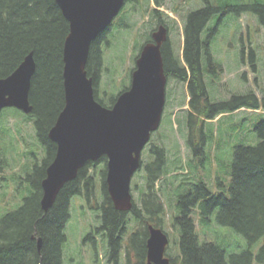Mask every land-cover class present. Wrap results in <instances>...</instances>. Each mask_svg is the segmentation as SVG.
<instances>
[{
	"label": "trees",
	"instance_id": "obj_1",
	"mask_svg": "<svg viewBox=\"0 0 264 264\" xmlns=\"http://www.w3.org/2000/svg\"><path fill=\"white\" fill-rule=\"evenodd\" d=\"M153 1L156 6L162 3L161 0ZM242 8L255 13L264 26V2ZM220 10L228 12L237 9L226 6L222 10L205 0L203 7L188 12L183 28V61L173 54L169 38L161 46L167 78L174 77L187 86V144L194 157L204 155L206 120L241 107L264 110V93L258 97L253 90L232 94L226 100L212 102L209 99L201 66L203 42L200 34L211 16ZM153 12L159 17L158 23L165 24L159 9L155 7ZM110 27L111 24L91 42L86 64L87 73L93 78L95 99L105 106L107 100L112 105L116 99L111 93L106 100L96 89L103 64L102 45ZM68 30V21L55 0H0V78L10 74L27 53L33 52L36 66L31 78L29 101L32 110L28 116L33 121L37 140L46 151L42 162H36L25 177L34 191L0 221V264H62V246L66 240L64 230L70 218V200L74 195L84 196L91 208L99 210L100 223L96 233L102 232L107 239L108 261L117 264L118 257L123 253L130 260V253L134 252L136 264H142L146 255L147 223L161 228L165 212L161 194L165 193L168 197L169 192L165 188L176 179L166 177L163 172L167 162L164 146L157 143L150 146L151 160L144 163L145 184L140 193V205L133 201L130 210L138 226L128 238L125 235L129 213L114 208L107 192L106 168L100 170L99 192L102 200L96 201L95 182L89 171L96 161H87L79 169L77 177L63 185L47 211H43L40 205L41 180L56 151V143L49 138L48 130L64 104L62 52ZM146 39L148 41L150 36ZM208 45V42L204 44L209 71L216 74L217 67ZM249 54L250 67L256 71L254 50L250 48ZM105 93L107 91L104 90ZM256 130L259 136L256 144H239L234 148L227 191L223 189L212 193L205 182L199 181L179 195L171 221L179 234L180 264H264V121L257 124ZM3 137L0 127V146ZM6 164L0 147V170ZM162 180L164 184L161 186L159 183ZM218 185L224 187L222 182ZM195 207H198L201 223L208 224L211 215L216 213V222L243 236L248 248L227 256L225 249L215 242H199L192 216ZM38 237L42 240L40 250L37 249ZM258 242L260 246L255 252L252 247ZM166 256L174 264V259Z\"/></svg>",
	"mask_w": 264,
	"mask_h": 264
},
{
	"label": "rangeland",
	"instance_id": "obj_2",
	"mask_svg": "<svg viewBox=\"0 0 264 264\" xmlns=\"http://www.w3.org/2000/svg\"><path fill=\"white\" fill-rule=\"evenodd\" d=\"M222 10L232 6L237 10L214 13L200 38L203 42L201 66L209 99L212 102L226 100L232 94L253 90L258 97L264 93V26L258 16L243 6L264 0H209ZM156 6L153 0H125L118 14L113 18L110 31L102 45V69L98 80L99 93L106 100L112 93L115 97L129 86L135 60L146 37L154 31L159 17L153 12L156 7L160 17L167 25L173 54L181 61L183 47V28L189 11L203 7L205 0H161ZM208 49L216 74L209 71ZM101 47V42H99ZM255 52L256 71L249 63V49ZM104 90L107 93L104 94ZM166 100L159 127L154 130L148 143L141 152L143 164L151 160L149 150L152 143L166 148L167 162L163 172L168 178H176L165 188L169 192L161 194L165 204L162 230L167 233L169 242L165 254L180 264L179 234L172 225V212L177 207L180 194L193 188V184L203 181L212 193L228 189L231 181L230 169L236 145H254L259 136L256 126L264 121V110L239 108L225 113L218 119L205 121L206 143L204 155L194 157L187 144V100L189 94L186 83L174 77L167 78ZM110 106L111 103H106ZM1 133L4 135L1 148L6 165L0 170V221L8 212L18 208L24 197L34 189L26 174L32 171L34 164L41 163L45 157V148L36 138L32 119L20 109L6 107L0 112ZM106 168V159L97 160L90 173L95 182L96 201L102 200L100 170ZM219 182L224 187H219ZM145 184V171L142 166L131 179L133 200L140 205V193ZM159 184H164L162 180ZM161 193V191H160ZM99 210L91 208L85 197L74 195L70 200V218L65 226L66 240L62 246V264H110L107 239L102 232L86 236L99 225ZM215 214L211 221L201 223L198 207L192 211L196 223L199 242L213 241L225 249L227 256L232 252H241L248 248L243 236L232 228L218 224ZM202 226H201V225ZM138 223L130 218L127 233L135 230ZM41 238V237H40ZM260 243L253 245L256 252ZM41 247V246H40ZM38 249V247H37ZM40 250V248L38 249ZM123 263V260L122 262ZM134 264V263H132Z\"/></svg>",
	"mask_w": 264,
	"mask_h": 264
},
{
	"label": "water",
	"instance_id": "obj_3",
	"mask_svg": "<svg viewBox=\"0 0 264 264\" xmlns=\"http://www.w3.org/2000/svg\"><path fill=\"white\" fill-rule=\"evenodd\" d=\"M55 2L69 26L62 52L64 104L48 130L56 151L41 180V208L47 211L52 206L59 190L77 177L87 161L105 156L107 192L115 209L128 211L133 205L131 178L141 167V151L159 127L165 105L167 76L161 46L168 38L167 27L159 24L152 31L136 57L129 86L111 106H105L95 99L86 64L91 42L111 24L125 0ZM35 66L31 51L0 78V112L4 107L31 112L29 91ZM41 243L38 237V249ZM167 243V234L148 224L144 264H172L164 255Z\"/></svg>",
	"mask_w": 264,
	"mask_h": 264
},
{
	"label": "flooded vegetation",
	"instance_id": "obj_4",
	"mask_svg": "<svg viewBox=\"0 0 264 264\" xmlns=\"http://www.w3.org/2000/svg\"><path fill=\"white\" fill-rule=\"evenodd\" d=\"M168 31H169V29H168ZM100 160V159H99ZM144 167V166H143ZM42 189V188H41ZM89 205V204H88ZM132 208V207H131ZM97 210V209H96ZM131 210V209H130ZM130 210H128L127 212L129 213V215H128V217H127V219L129 220L130 218H132L133 219V216L131 215V213H130ZM100 220V219H99ZM135 221V220H134ZM148 224V223H147ZM134 231V230H133ZM132 231V232H133ZM96 234V228L94 229V231H91L89 234H91L90 236H86V238H89V237H93V234ZM127 233V232H126ZM130 234V233H129ZM129 236V235H128ZM128 236H126L125 235V238H128ZM147 237H148V234H147V236H146V239H147ZM147 249V248H146ZM130 253V252H129ZM130 260H127V258H126V256H127V254H125V253H123V254H121L119 257H118V263L117 264H132V263H134V264H136V262H137V259H136V254L134 253V252H132V253H130ZM107 260H108V258H107ZM122 260H123V263H121L122 262ZM109 262V261H108ZM146 262V255H145V259L143 260V263L142 264H144ZM110 263V262H109ZM110 264H112V263H110Z\"/></svg>",
	"mask_w": 264,
	"mask_h": 264
},
{
	"label": "crops",
	"instance_id": "obj_5",
	"mask_svg": "<svg viewBox=\"0 0 264 264\" xmlns=\"http://www.w3.org/2000/svg\"><path fill=\"white\" fill-rule=\"evenodd\" d=\"M221 115H222V114H221ZM221 115H219L218 117H220ZM218 117H217V118H218ZM217 118H216V119H217Z\"/></svg>",
	"mask_w": 264,
	"mask_h": 264
}]
</instances>
